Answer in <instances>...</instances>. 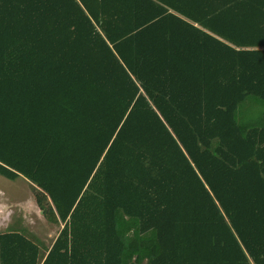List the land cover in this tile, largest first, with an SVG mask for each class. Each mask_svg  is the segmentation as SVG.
<instances>
[{"label":"trees","instance_id":"trees-1","mask_svg":"<svg viewBox=\"0 0 264 264\" xmlns=\"http://www.w3.org/2000/svg\"><path fill=\"white\" fill-rule=\"evenodd\" d=\"M264 0H0V175L49 246L0 264H264Z\"/></svg>","mask_w":264,"mask_h":264},{"label":"rangeland","instance_id":"rangeland-1","mask_svg":"<svg viewBox=\"0 0 264 264\" xmlns=\"http://www.w3.org/2000/svg\"><path fill=\"white\" fill-rule=\"evenodd\" d=\"M237 112L245 123L255 124L264 119V102L251 96ZM24 180L23 177L10 180L0 175V199L6 200L5 209H0V231H17L32 237L42 247L49 246L60 226L43 218L33 202L35 191Z\"/></svg>","mask_w":264,"mask_h":264},{"label":"crops","instance_id":"crops-1","mask_svg":"<svg viewBox=\"0 0 264 264\" xmlns=\"http://www.w3.org/2000/svg\"><path fill=\"white\" fill-rule=\"evenodd\" d=\"M25 182H26V180H24ZM35 191V190H34ZM35 196H34V198H33V202L35 203V205H36V207L38 208V210L42 213V210H40L39 209V207L37 206V203H36V201H35ZM5 207H6V200L5 199H2V201H1V199H0V209H5ZM44 218V217H43ZM9 222V219L8 220H6V222H5V224H7Z\"/></svg>","mask_w":264,"mask_h":264}]
</instances>
